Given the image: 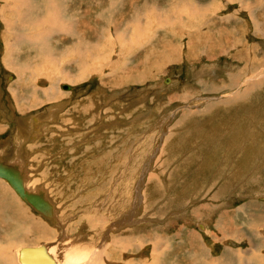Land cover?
I'll use <instances>...</instances> for the list:
<instances>
[{
  "label": "rangeland",
  "instance_id": "obj_1",
  "mask_svg": "<svg viewBox=\"0 0 264 264\" xmlns=\"http://www.w3.org/2000/svg\"><path fill=\"white\" fill-rule=\"evenodd\" d=\"M0 168L50 201L9 251L264 264V0H0Z\"/></svg>",
  "mask_w": 264,
  "mask_h": 264
},
{
  "label": "bare ground",
  "instance_id": "obj_2",
  "mask_svg": "<svg viewBox=\"0 0 264 264\" xmlns=\"http://www.w3.org/2000/svg\"><path fill=\"white\" fill-rule=\"evenodd\" d=\"M15 6H17V5H14V6H12V7H15ZM17 8V7H16ZM45 17H49V15L48 16H45ZM44 17V19H43V24H45V25H47V24H50V25H52V22L54 23V25H58V23L56 22V20H54V19H56V17H53V18H45ZM48 20H50V21H48ZM53 25V26H54ZM44 26V25H43ZM52 27V26H51ZM41 30V29H40ZM48 31H50V30H48ZM33 32H39V31H34V30H29V33H31V34H33L32 36H35V34L36 33H33ZM44 33V32H43ZM38 40H40V38H36V37H34V38H32V41L31 42H33V45H34V48H36V45L35 44H37V41ZM42 40H43V38H42ZM29 41V42H30ZM28 42V43H29ZM27 43V42H26ZM42 43V42H41ZM131 43H132V41H131ZM33 45H30L29 46V44H28V46H27V49L26 50H31V49H33ZM32 46V47H31ZM38 46H40V44H38ZM37 46V47H38ZM11 49V48H10ZM10 53H11V51H9ZM84 60V59H83ZM240 75V74H239ZM238 75V76H239ZM167 82V81H166ZM255 84V83H254ZM245 86V85H244ZM253 86V85H252ZM249 87V86H248ZM253 88V87H252ZM252 88H249V89H252ZM247 89V88H246ZM248 89V90H249ZM253 90V89H252ZM251 90V91H252ZM236 92V91H235ZM241 93V91L239 92V94ZM235 94V93H234ZM243 94H244V91H243ZM238 95V94H237ZM234 96V95H233ZM236 97V96H235ZM35 103V102H34ZM32 105V104H31ZM250 119V118H249ZM251 120V119H250ZM33 122H34V120H33ZM36 126V125H35ZM35 131V130H34ZM33 137V136H32ZM25 153V152H24ZM26 154V153H25ZM24 154V155H25ZM23 157V156H22ZM25 157V156H24ZM29 159V158H28ZM4 160V159H3ZM24 160V159H23ZM114 160V159H113ZM9 163V162H8ZM10 165V164H9ZM5 166V165H4ZM10 170H13V169H10ZM9 170V171H10ZM121 170V169H120ZM9 171H7V170H3V169H1L0 168V182H2V183H5L4 181H6L7 183H9L10 184V186L12 187H10V189H11V191H13L12 192V194H13V196H15V199L16 200H18L20 203H24L25 201H27V202H29V205H31L35 210H37V208H38V210L40 209V210H42L41 208V204H42V206H43V204H47V205H49L48 203L50 202L49 200V202H47L45 199H44V197H42L41 195H34V194H32L30 191H28V190H26V188H25V186L24 185H22V182H21V180L16 176V174H14L13 172L11 173V172H9ZM14 171V170H13ZM15 172V171H14ZM121 174V173H120ZM117 175V174H116ZM113 176H114V174H113ZM115 177V176H114ZM113 177V178H114ZM2 178H4V179H2ZM124 179V178H123ZM4 180V181H3ZM115 180V179H114ZM112 181V180H111ZM126 181V180H125ZM140 181V180H139ZM98 183V182H97ZM109 183H110V181H109ZM126 183V182H125ZM124 184V183H123ZM115 185V184H114ZM116 185H117V183H116ZM115 185V186H116ZM139 186V185H138ZM113 189H114V186L112 187ZM112 189V190H113ZM139 189V188H138ZM107 190V189H106ZM111 190V191H112ZM115 190H117V189H115ZM140 190V189H139ZM139 190H137V189H135L132 193H134V195H135V198H134V200L133 201H138V198H140V196H141V194L140 193H138V191ZM95 191V190H94ZM101 191V190H100ZM100 191H99V193H100ZM112 192H114V191H112ZM117 192H119V190H117ZM124 192V191H123ZM122 192V193H123ZM130 193V192H129ZM94 194H96V193H94ZM109 195L111 194V193H108ZM106 195H107V193H106ZM112 195H114V193L112 194ZM119 195V193L115 196V197H117ZM128 195V194H127ZM132 195L133 194H131V197H132ZM161 195V194H160ZM119 196H121V195H119ZM5 197L6 198H10V196L8 195V194H5ZM104 197H106V196H104ZM109 197H113V196H109ZM134 197V196H133ZM101 198H103V197H101ZM100 198V199H101ZM118 198V197H117ZM116 198V199H117ZM121 198V197H120ZM130 198V197H129ZM116 199H114V201L116 200ZM122 199V198H121ZM120 199V200H121ZM132 199V198H131ZM105 200H107V199H105ZM119 200V199H118ZM120 200H119V203H120ZM100 201V200H99ZM102 201V200H101ZM100 201V202H101ZM109 201V200H108ZM113 201V202H114ZM117 201V200H116ZM115 201V202H116ZM107 202V201H106ZM111 201H109L108 203H110ZM114 202V203H115ZM105 203V202H104ZM108 203H106V204H108ZM26 204V203H25ZM106 204H105V206H106ZM111 204H113V203H111ZM118 204V203H117ZM94 207H95V204H92ZM91 205V206H92ZM53 206V205H52ZM113 206H115V204L113 205ZM44 207V206H43ZM97 207V206H96ZM115 207H117V205L115 206ZM114 207V208H115ZM104 208V207H103ZM110 208V207H109ZM108 208V209H109ZM111 208H112V206H111ZM110 208V209H111ZM92 209V208H91ZM98 210V208H94L93 209V213H95L94 212V210ZM104 209H106V208H104ZM120 209V208H119ZM118 209V210H119ZM122 209V208H121ZM118 210H117V212H118ZM12 211H13V213H14V215H15V213H16V211H20L21 212V214H20V217H22V214H24V213H22L23 211L21 210V208L19 207V206H17V205H15V204H13L12 205ZM101 211V210H100ZM108 211V210H107ZM116 211V210H115ZM102 212V211H101ZM104 212V211H103ZM109 212V211H108ZM108 212H106V213H108ZM114 213L113 215H115V214H118V213ZM51 213V212H50ZM110 213V212H109ZM96 214V213H95ZM94 214V215H95ZM121 214V213H120ZM51 215V214H50ZM91 215V214H90ZM102 215V214H101ZM100 215V216H101ZM108 216H109V214H108ZM92 217V216H91ZM99 217V216H98ZM97 217V215H96V218H98ZM115 217V216H114ZM118 217H120V216H118ZM118 217H116L117 219H118ZM24 218L26 219H24V223L23 224H26V225H29L30 226V223H33L31 226H36V227H39L40 226V224H38V223H36V222H34L33 220H31L30 218H29V216L27 217V216H25L24 215ZM111 217H108V219H110ZM113 218V217H112ZM57 219V218H56ZM114 219V218H113ZM97 220V219H96ZM0 222H2V220L0 219ZM26 222H28V223H26ZM64 222V221H63ZM107 222V221H106ZM109 222H110V220H109ZM113 223V222H112ZM133 223V222H132ZM103 224V223H102ZM105 225V224H104ZM122 225V224H121ZM130 225V224H129ZM91 226H94V228H97V229H99L98 227L100 226V224H99V222H94V223H92L91 224ZM255 226V225H254ZM262 226H263V224H262ZM41 227V226H40ZM103 227V226H102ZM115 227H118V225H116V226H114L113 228H115ZM264 227V226H263ZM107 230L109 229L108 228V223H107V226L105 227ZM112 228V229H113ZM260 228V227H259ZM119 229H120V227H119ZM133 229V228H132ZM260 229H262V228H260ZM25 225H23V226H19L14 232H13V234L12 235H10V233H8L7 231H5V230H1V226H0V234L2 233L3 234V239L2 240H0V264H108V263H106L105 261H104V259H103V253H102V251H103V248H104V246L105 245H109V244H103L102 246H100V248L97 250V248H95V249H89V247H88V249H87V244L86 245H84L85 243H87V242H85L84 243V241H83V244H77V245H75V244H73V243H71L72 242V240H71V244H73V245H71V246H69V247H67L66 246V243H65V246L66 247H64V245L61 247V246H59V248L57 247V246H54V247H52V246H45V243L44 242H42V241H40V243H38V244H35V245H33V244H31V245H27V244H21V245H19V246H16L17 248H14V249H12L11 251H9L8 250V246L9 247H12L13 246V244L16 242V241H27L28 239H30V236L32 235V234H30V232L29 233H26L25 231ZM50 230V229H49ZM122 230V229H121ZM120 230V231H121ZM263 230L264 229H262L261 231H259V234L263 237V241H264V232H263ZM22 231H24L23 233H22ZM135 232V231H134ZM107 233V232H106ZM123 235H125V237H126V235L127 236H131L130 234H133L132 232H128L127 230H126V232H121ZM51 234V233H50ZM40 236L42 235V234H39ZM134 235H136V234H134ZM125 237L124 236H122L121 234H119V233H117V235L113 238V243H115L118 247H116L117 249H119L120 251H121V253L124 251L123 249H126V247H125V245H126V241L124 240L125 239ZM108 235L104 238V239H106V242L108 241ZM8 239H12L13 241L10 243V241H8ZM74 239V238H73ZM103 239V240H104ZM136 239V238H135ZM118 240H122L120 243H117V241ZM54 241H56V240H54ZM60 241V240H59ZM68 241V240H67ZM87 241V240H86ZM131 241H132V239H131ZM69 242V241H68ZM110 242V241H109ZM10 243V244H9ZM49 243V242H48ZM57 243H58V241H57ZM56 243V244H57ZM124 243H125V245H124ZM53 244V243H52ZM99 244V243H98ZM128 244H129V242H128ZM69 245V244H68ZM168 245V244H167ZM128 246V245H127ZM168 247V246H167ZM107 248V247H106ZM136 248V247H135ZM62 250H63V253H61L62 252ZM86 250H88V251H86ZM99 250H101V251H99ZM112 250V252H114V250L113 249H111ZM111 250H109V251H111ZM116 250V249H115ZM127 250V249H126ZM128 250H129V248H128ZM81 251H85L86 253H82ZM160 251H163V250H160ZM118 252V251H117ZM165 252V251H164ZM108 253H110V252H108ZM125 253V252H124ZM112 254V253H111ZM116 254V253H115ZM119 254H120V252H119ZM119 256V255H118Z\"/></svg>",
  "mask_w": 264,
  "mask_h": 264
},
{
  "label": "crops",
  "instance_id": "obj_3",
  "mask_svg": "<svg viewBox=\"0 0 264 264\" xmlns=\"http://www.w3.org/2000/svg\"><path fill=\"white\" fill-rule=\"evenodd\" d=\"M0 184H4L2 182H0ZM4 186V185H3ZM8 190V189H7ZM9 196L10 198H6L5 195H4V199H1L0 201V219L2 220V222H0V226H1V230H5L7 231L8 233H10V235L13 234V232L19 227L18 224L16 222H14V226H11V223L10 222V219L12 218V216L14 215L13 211H12V205L15 204L17 206H19L21 209L22 208H25L27 206L23 205L22 203H20L18 200H16L11 193H9ZM5 205L6 209H8V211H6L3 206ZM28 208V207H27ZM12 213V214H11ZM23 213L25 216H29V214L23 210ZM11 214V217L10 215ZM9 215V217H8ZM13 220V219H12ZM9 221V222H8ZM23 224V222H22ZM26 233H29L30 232V226L29 225H25V230H24ZM22 231V233L24 232ZM30 234H32V232H30ZM258 235H260L258 232H257ZM214 264V263H213Z\"/></svg>",
  "mask_w": 264,
  "mask_h": 264
}]
</instances>
